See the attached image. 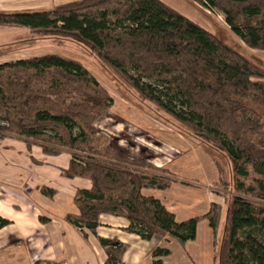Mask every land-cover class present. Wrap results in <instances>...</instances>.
<instances>
[{
    "label": "trees",
    "instance_id": "16d2710c",
    "mask_svg": "<svg viewBox=\"0 0 264 264\" xmlns=\"http://www.w3.org/2000/svg\"><path fill=\"white\" fill-rule=\"evenodd\" d=\"M195 1L224 13L249 48L264 50V0ZM0 25L89 48L127 88L198 138L224 174L226 207L213 203L204 216L178 222L142 192L166 190L177 176L111 143L98 123L114 98L80 60L49 53L0 63V138L10 135L51 156L69 150L62 175L91 181L76 191L78 213L66 216L72 224L97 234L100 216L111 214L127 218L143 239L168 236L185 244L208 220L217 264H264L263 65L164 0H73L43 11L0 12ZM9 223L0 216V228ZM100 242L106 264H123L128 244ZM171 254L157 247L153 264Z\"/></svg>",
    "mask_w": 264,
    "mask_h": 264
},
{
    "label": "crops",
    "instance_id": "0c3cea01",
    "mask_svg": "<svg viewBox=\"0 0 264 264\" xmlns=\"http://www.w3.org/2000/svg\"><path fill=\"white\" fill-rule=\"evenodd\" d=\"M166 140L173 144L171 138ZM177 145L183 148L176 155L164 156L165 168L183 180L177 179L166 190L144 188L142 192L159 199L182 222L204 216L213 203H222V196L207 188L217 180L218 170L213 160L204 154L201 160L200 153L204 151L200 147H190L183 140H178ZM36 148L41 149L33 146L29 150L18 138H0V216L10 221L0 228V264H106L108 253L100 237L116 238L128 244L123 264H153L157 247L170 248L173 253V245L181 248L183 264L190 260L201 264L204 257L210 259L214 255V234L208 220L199 221L196 238L185 244L173 238L166 245L168 236L143 239L129 230L127 218L111 214L100 216L97 234L87 229L86 233L81 231L66 216L78 213L74 202L76 191L90 188L91 181L63 176L61 170L67 166H55L60 155H45L41 151L44 157L51 158L41 161ZM43 186L55 190V195L44 194ZM171 258L172 254L164 257V264H170Z\"/></svg>",
    "mask_w": 264,
    "mask_h": 264
},
{
    "label": "rangeland",
    "instance_id": "374dc122",
    "mask_svg": "<svg viewBox=\"0 0 264 264\" xmlns=\"http://www.w3.org/2000/svg\"><path fill=\"white\" fill-rule=\"evenodd\" d=\"M69 1L73 0H0V12L43 11ZM164 1L200 25L220 34L224 40L229 41L237 49L248 52L256 62L264 66V50L249 48L243 40L231 31L225 20V14L221 11L205 8L195 0ZM49 53L80 60L113 96L114 104L109 115L100 121L98 126L110 136L113 145L121 147L131 157L147 158L155 166L165 168L167 159L164 156L167 154L176 155V151L183 148L177 145L178 140H183L190 147L196 146L203 149L204 152L200 153L201 160L205 156L213 160L198 138L196 139L185 132L176 120L160 111L154 103L140 98L137 92L127 88L101 64L98 57L89 48L67 38L45 37L26 28L0 25V63ZM166 137L171 138L173 144H169ZM41 151L42 149L36 148L38 159L49 161L51 158L44 157ZM71 158L70 151L66 150L60 155L55 166H67ZM213 162L218 170L217 180L208 185L207 188L222 196L221 205L225 208L224 194L226 191L222 182L224 174L220 172L217 162L214 160ZM225 162L227 161L225 160ZM50 163L53 165L52 162ZM206 165H208V161ZM175 175L177 176L176 180L181 178L178 174ZM177 207L179 208V205ZM221 234L220 231L219 238ZM169 241L173 242L174 239L170 237L166 245L170 244ZM172 249L170 264H183L181 248L173 245ZM188 264L194 263L190 260ZM201 264H217V262L213 255L210 259L204 257Z\"/></svg>",
    "mask_w": 264,
    "mask_h": 264
}]
</instances>
